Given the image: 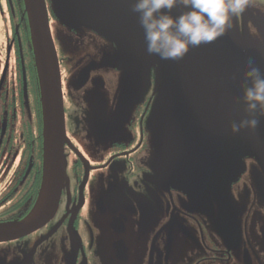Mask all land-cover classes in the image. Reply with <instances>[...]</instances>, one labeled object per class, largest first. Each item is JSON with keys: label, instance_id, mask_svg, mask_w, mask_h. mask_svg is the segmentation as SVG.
Returning <instances> with one entry per match:
<instances>
[{"label": "flooded vegetation", "instance_id": "1", "mask_svg": "<svg viewBox=\"0 0 264 264\" xmlns=\"http://www.w3.org/2000/svg\"><path fill=\"white\" fill-rule=\"evenodd\" d=\"M45 1L56 23L51 31L67 137L63 183L44 225L0 242V264H264V165L252 145L244 136L217 134V155L239 160L227 169L218 160L211 176L204 170L192 180L188 171L182 182L186 174L160 167L148 124L156 91L143 92L139 56L115 55V43L94 28L70 25L65 32ZM235 24L219 38L233 77L224 89L243 95L248 58L264 70V13L250 9ZM113 57L124 61L113 65ZM154 73L150 68L153 85ZM194 106L231 110L205 112L206 121L216 116L221 122L224 116L238 122L244 108L239 98ZM43 164L39 84L24 1L0 0V222L20 220L31 210ZM8 243L16 246L1 248Z\"/></svg>", "mask_w": 264, "mask_h": 264}, {"label": "water", "instance_id": "2", "mask_svg": "<svg viewBox=\"0 0 264 264\" xmlns=\"http://www.w3.org/2000/svg\"><path fill=\"white\" fill-rule=\"evenodd\" d=\"M23 1L39 84L43 123V176L37 199L31 210L20 220L0 222V242L23 237L47 222L58 206L64 176L63 145L67 141V137L65 134L63 98L57 51L46 1ZM49 1L51 13L58 21L94 28L106 39L115 43L121 54H118L119 56L122 57L131 53L138 55L142 64L155 68L159 77L164 79L165 75H168L171 99L180 108L186 107L185 112L190 113L187 116L193 124L194 137L189 138L200 140L202 143L204 142L203 139H207L209 143H215L221 141V139L217 140V134L224 135V138L227 134H233L230 131L231 118L224 116L221 122L219 119L217 120L216 116L210 117L208 121L204 117L206 111L225 114L231 110L224 108L219 110L202 109L194 106L204 103H237L238 98L242 101L241 94L228 93L224 89V87L230 86L228 81L233 77L228 74L230 70L227 68V60H224L226 56L221 57L219 53L220 49L225 51L227 49L224 43L218 44L221 42L220 39L212 44L191 48L183 60H161L158 56L149 55L146 52L144 30L139 24L138 14L131 11L130 0H82L80 4H85L86 10L82 9L83 11L77 13L74 9L75 13L70 12L68 14H63L62 9L69 0ZM70 5L76 6L73 1ZM92 7H95L96 10ZM181 11V9H174L173 15H179ZM228 39L231 40L232 38L229 37ZM133 61L135 62V60ZM238 112L240 119L245 117L244 108L238 109ZM234 135L239 138L244 136L246 142L252 145L251 153L255 155L259 164L264 165V118H261L255 132L242 130ZM158 141L163 144L169 143L168 137L153 134L151 143L155 151H159L163 164L167 163L168 167L175 169V173L184 176V170L178 168L175 162L177 153L168 146H159L156 143ZM199 150L200 152L203 151L201 147ZM184 156L186 160L188 159L189 164L194 161L195 157L190 154L186 153ZM217 156L220 160L218 165L224 169L239 160V158H229L225 155ZM198 164L201 165L200 162ZM191 165H194V169L188 167V171L199 178L202 172L201 166L195 168L197 166L195 161Z\"/></svg>", "mask_w": 264, "mask_h": 264}, {"label": "clouds", "instance_id": "3", "mask_svg": "<svg viewBox=\"0 0 264 264\" xmlns=\"http://www.w3.org/2000/svg\"><path fill=\"white\" fill-rule=\"evenodd\" d=\"M130 4L144 30L146 52L173 61L183 60L193 47L225 36L248 10L264 13V0H130ZM174 9L182 11L173 15ZM250 30L256 34L254 27ZM245 69L241 100L246 115L231 122L233 134L255 132L264 118V70L252 56Z\"/></svg>", "mask_w": 264, "mask_h": 264}, {"label": "rangeland", "instance_id": "4", "mask_svg": "<svg viewBox=\"0 0 264 264\" xmlns=\"http://www.w3.org/2000/svg\"><path fill=\"white\" fill-rule=\"evenodd\" d=\"M72 1L76 5L75 7L70 5ZM81 1L82 0H69L65 4L64 9H62L63 7L62 8L60 7L62 9V13L63 14H68L70 12L75 13L74 9H76L77 13L83 11L84 9L86 10V5L80 4ZM92 8L95 9V7H92ZM99 17L102 18V16H99ZM106 20L107 19L105 18V21ZM58 22H60L66 27L65 32H68L70 25H72V24H67L61 20ZM53 25L55 27L56 23L54 24V22L50 20L51 29L53 28ZM82 26L86 28H91L87 25H82ZM259 35L261 39H264V32H260ZM219 43L221 44L223 42H218V44ZM219 53L221 57H224L227 55V52L224 49H220ZM116 54H120L118 49L115 52V55ZM121 58H123V56ZM121 58H118V60H116V58L113 57L112 64L116 65L117 63L116 61H124ZM224 60H228V58L224 57ZM120 65L125 66L126 64L122 63ZM150 67L151 66H146L143 64V92L146 95L152 89L156 91V97H155L154 102L152 103L151 111L148 117V124L150 126L152 135L158 134L163 137H168L169 139V143L166 142L163 144L162 142H159V141L156 143L161 147L168 146L174 149L175 153H177V155H175L176 165L178 168L184 170V173L186 174L184 177L181 178L182 182L187 181V178H188L187 176L190 174L188 172V167L190 169H194L193 168L194 165H191L194 161L197 164V166L195 165L196 166L195 168L201 166V169H203L202 172H204V170L205 171L207 170L208 176H211V174H213L212 172L215 171L217 164H218V156L216 153L217 151L215 148V143H209L207 139H203L204 142L202 143V141L200 140L197 141L194 138L193 139L189 138L193 136V131H194L192 127L193 124H191V121L189 120L187 116L190 113L185 112L186 107L180 108L171 99L170 91H169L170 81L167 78L168 75H165L163 79L162 77H159L158 73H156L155 71L153 75L154 85L151 83V80H150L151 78L149 74ZM199 147L203 149L202 152H200ZM186 153L190 154L192 157H195L194 161H192L190 164H189L188 159L186 160L184 156V154ZM159 158H160V167H163V166L168 167L167 163L163 164V160L161 156H159ZM198 162L201 163L200 166ZM210 167L213 168L214 170L210 169ZM202 172L200 173L199 178L201 177ZM191 177L197 178V176L193 175L192 173H191V176H189V178ZM14 246L16 245L12 243H8L5 245H1V248L7 249V248L14 247Z\"/></svg>", "mask_w": 264, "mask_h": 264}, {"label": "trees", "instance_id": "5", "mask_svg": "<svg viewBox=\"0 0 264 264\" xmlns=\"http://www.w3.org/2000/svg\"><path fill=\"white\" fill-rule=\"evenodd\" d=\"M51 15L53 16V14L51 13Z\"/></svg>", "mask_w": 264, "mask_h": 264}]
</instances>
